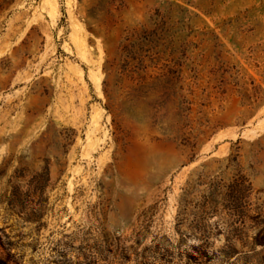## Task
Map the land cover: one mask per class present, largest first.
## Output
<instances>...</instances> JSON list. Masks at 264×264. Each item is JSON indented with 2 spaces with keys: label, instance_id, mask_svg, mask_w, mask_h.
I'll list each match as a JSON object with an SVG mask.
<instances>
[{
  "label": "rangeland",
  "instance_id": "obj_1",
  "mask_svg": "<svg viewBox=\"0 0 264 264\" xmlns=\"http://www.w3.org/2000/svg\"><path fill=\"white\" fill-rule=\"evenodd\" d=\"M0 259L264 264V0H0Z\"/></svg>",
  "mask_w": 264,
  "mask_h": 264
},
{
  "label": "trees",
  "instance_id": "obj_2",
  "mask_svg": "<svg viewBox=\"0 0 264 264\" xmlns=\"http://www.w3.org/2000/svg\"><path fill=\"white\" fill-rule=\"evenodd\" d=\"M0 264H7V263L4 262L2 259H0Z\"/></svg>",
  "mask_w": 264,
  "mask_h": 264
}]
</instances>
